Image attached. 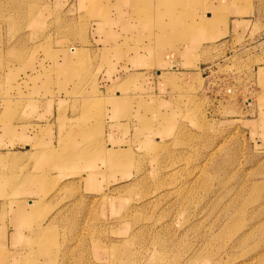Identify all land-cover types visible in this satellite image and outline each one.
I'll use <instances>...</instances> for the list:
<instances>
[{
	"label": "rangeland",
	"instance_id": "374dc122",
	"mask_svg": "<svg viewBox=\"0 0 264 264\" xmlns=\"http://www.w3.org/2000/svg\"><path fill=\"white\" fill-rule=\"evenodd\" d=\"M215 3L0 0V264H264V0Z\"/></svg>",
	"mask_w": 264,
	"mask_h": 264
},
{
	"label": "crops",
	"instance_id": "0c3cea01",
	"mask_svg": "<svg viewBox=\"0 0 264 264\" xmlns=\"http://www.w3.org/2000/svg\"><path fill=\"white\" fill-rule=\"evenodd\" d=\"M209 9H211L212 12L221 10L223 11L224 14L228 16V20L226 19V21H228V24H227L228 30L224 28L222 35H225L226 33H230V32H233V33L237 32L240 30L239 26L243 25L242 23L251 21V20H248L247 17L245 16L243 17L241 15L244 13V12H241V8L231 5V0H218V3L209 5ZM211 11H208V12L211 14ZM64 60H65V57H64Z\"/></svg>",
	"mask_w": 264,
	"mask_h": 264
},
{
	"label": "bare ground",
	"instance_id": "6f19581e",
	"mask_svg": "<svg viewBox=\"0 0 264 264\" xmlns=\"http://www.w3.org/2000/svg\"><path fill=\"white\" fill-rule=\"evenodd\" d=\"M142 3V2H141ZM145 3V2H144ZM140 5V4H139ZM148 5V4H147ZM116 152H119V151H116ZM123 157V155H121V154H119V153H115V152H112L111 153V156L109 157V160H114V159H116V160H119V159H121ZM115 160V161H116Z\"/></svg>",
	"mask_w": 264,
	"mask_h": 264
}]
</instances>
